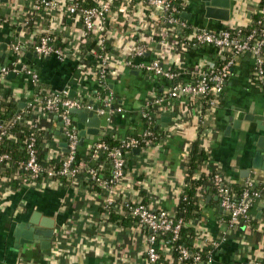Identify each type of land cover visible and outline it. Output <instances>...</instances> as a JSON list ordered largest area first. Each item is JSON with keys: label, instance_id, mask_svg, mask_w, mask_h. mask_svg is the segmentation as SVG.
<instances>
[{"label": "crops", "instance_id": "1", "mask_svg": "<svg viewBox=\"0 0 264 264\" xmlns=\"http://www.w3.org/2000/svg\"><path fill=\"white\" fill-rule=\"evenodd\" d=\"M55 1L57 6L33 13L32 0H0L3 64L12 57L11 45L18 44L23 63L39 75L37 83L43 89L40 95L67 91L69 97L71 93L97 105L103 98L108 99L105 110L110 119L101 118L99 133L86 138L79 152L104 134L125 138L141 132L143 109L152 112L162 132L154 144L126 154L125 171L109 209L117 212L126 200L145 201L151 209L175 214L185 180L186 155L196 139L208 151V159L201 166L206 174L219 172L228 182L237 183L246 178L256 182L263 179L264 169L256 168L253 159L258 138L264 135L257 128V121L264 119V92L251 78L250 53L234 61L219 100L208 114L196 103V97L170 98L172 82L146 72L138 63L157 58L163 68L179 72L177 82L186 83L225 60L227 51L199 43L170 47L160 35L161 13L150 9L145 0L133 3L130 18H120L113 11L106 20L97 21L93 31H87L76 16L68 13L67 5L76 0ZM78 1L94 4L100 0ZM258 1L230 0L229 20L221 21L205 17L203 0H183L180 17L191 27L219 31L247 23ZM44 36L63 50L62 60L54 55L26 58V53L35 52L33 45ZM100 45L110 58L104 86L98 76ZM139 45L145 46L143 55L133 56ZM128 58L132 59V65L125 64ZM15 72L14 78H6L7 73L0 83V98L9 93L18 103H26L22 110L38 94L29 75ZM33 117L47 132L46 156L63 155L62 119H58V114L47 113L40 105L34 107ZM72 118L77 120L75 114ZM108 194L106 188L90 189L82 176L69 178L65 184L57 179L41 180L18 188L7 187L0 181V264L171 262L169 251L164 252L165 258L148 260V228L140 223L122 226L110 221L105 207ZM260 202L264 199L254 208L256 229L242 224L227 228L218 196L208 191L203 197L201 215L193 224L197 231L196 245L209 251L210 260L198 264H252L264 256V217H257ZM36 212L41 217L37 221L46 218L54 221L48 249H42L36 242H23L27 230L24 224ZM213 241L217 242L214 246L210 244Z\"/></svg>", "mask_w": 264, "mask_h": 264}, {"label": "built area", "instance_id": "2", "mask_svg": "<svg viewBox=\"0 0 264 264\" xmlns=\"http://www.w3.org/2000/svg\"><path fill=\"white\" fill-rule=\"evenodd\" d=\"M115 0H100L97 3L91 5H83L82 2L76 0L67 5L66 9L70 15L76 16L81 24L85 27L87 31H93L96 28L97 21H104L109 18L114 10L112 9L113 2ZM177 0H145L146 4L150 9L158 11L162 16V24L160 28V35L164 41L171 47L174 46L177 42L182 41L181 45H188L192 43L199 44H209L221 50H225L230 53V57L227 61L218 69H206L199 74L198 79L192 82H175V79L179 76L178 71H173L171 69H165L162 67L160 60L154 58L148 62L140 61L138 67L145 70L148 73L153 75L163 77L172 82L168 96L170 98H178L180 95L188 97H196L207 93H212V99L210 100L209 106L207 108V113H211L213 108L216 106L219 96L223 90L224 83L227 76L230 74V68L233 65L234 61L242 56L244 53H250L254 56L255 70L254 74L259 75L261 78H264V71L262 69V64L264 61V56L261 52V47L264 46V40H260L258 43H249L252 35H249L246 39H238L235 36L231 35L230 31L226 28H223L219 31H210L207 29H200L191 27L182 17L178 15L180 8L183 5V0H180L179 5H176ZM33 2V13L38 10H48L52 7L57 6L55 0H32ZM126 5L124 6L125 14L131 9L132 0H126ZM127 16V15H126ZM125 16V17H126ZM2 20V16L0 15ZM189 29L185 35L183 31ZM34 51L40 56L54 55L58 59H63L65 53L62 49L52 45L51 38L48 36L42 37L37 43L33 45ZM12 57L8 63L0 64V83L4 80L5 75L9 71H17L15 66L18 63H22L21 69L19 71L23 72L30 76L33 82L38 81V73L30 68L27 64L22 61V51L18 44L11 45ZM98 59L100 60V68L98 71V76L100 83L104 86L105 84V68L109 63L110 58L107 56L105 47L100 45L98 47ZM145 51V46L139 45L133 50V56L141 57ZM126 65H132V59H127L125 61ZM40 105L44 111L49 114H58L63 121L64 126V138L67 142L68 151L61 158V166L59 169L55 170L44 166L37 160V152L35 149V138L33 136H28L26 139V150H27V160L24 163H21L23 168L27 170L31 177L32 183H37V180H56L57 176H65L68 178H77L83 177L90 178L95 180L100 188L108 189V198L105 202V207L109 210L110 207L114 204V195L116 194L117 187L124 174V162L125 158L120 149H113L109 155L112 157L113 161V171L109 179H101L96 175V171L93 168H87V164L84 159L76 161L75 153L78 148L79 141V130L77 128V120L72 118L69 109L76 108L81 110H92L93 103L88 102L85 98L82 97H69L67 91L55 92L49 95L37 96L34 97L26 107L32 108V115L34 107ZM63 107L60 111L59 107ZM106 106H108V99L103 98L101 104L97 105V108L93 110L98 116L105 117L106 120H109L110 117L106 113ZM148 113L150 110H148ZM147 112H143L142 115L146 116ZM152 116V115H151ZM33 123L36 124L34 117H31ZM5 131L2 129L0 123V138L4 136ZM144 136L150 135V131H144ZM146 146L152 144L151 139L143 140ZM138 141L137 139L130 137L122 141V144L126 148L136 147ZM106 149V145L103 142H98L95 146L93 153V158H98L102 151ZM126 155V154H125ZM12 161L7 153H0V168L4 169L11 165ZM83 172H87L86 175H83ZM11 178H2L1 181L7 186H9V181ZM28 177L23 178L24 184ZM28 181V180H27ZM227 180L217 172L214 175L213 182L217 186L218 193L221 197L220 204L230 214V219L228 222H224L227 225V228H235L236 226L243 224L244 220L247 218L248 211V190H245L240 201L236 202L231 200L228 188L224 186V182ZM254 180L248 178L244 182L246 187H252ZM263 187L261 192H254L253 195L256 198H264V177L262 179ZM247 189V188H246ZM123 207V205H122ZM118 210L117 212L123 213V209ZM131 215L138 219L139 223L144 227L150 230L148 234V246L146 250V255L149 261L159 260L158 248H163L156 244V235L159 231H171L176 236L180 228L181 220H178L174 224L172 220L174 219L175 214L171 215L161 209H151L147 205L142 204L141 202H133V205L129 207ZM217 242L213 241L210 244L215 245ZM180 257L181 259H186L189 256L187 249L181 248ZM264 257V256H263ZM198 259V257H195ZM210 260V255L208 257ZM252 264H264V261L255 260Z\"/></svg>", "mask_w": 264, "mask_h": 264}, {"label": "trees", "instance_id": "3", "mask_svg": "<svg viewBox=\"0 0 264 264\" xmlns=\"http://www.w3.org/2000/svg\"><path fill=\"white\" fill-rule=\"evenodd\" d=\"M139 2V0H132L131 4ZM180 0H177L175 3L179 5ZM126 0H115L112 5V9L117 11L118 16L121 17H131L132 6L130 11L125 14L124 6L126 5ZM83 5H91L84 4ZM1 15V13H0ZM180 16V12L178 13ZM2 16V15H1ZM1 22V19H0ZM230 31L231 35L235 36L238 39H246L249 35H252L251 39H249V43H258L260 40H264V0L258 1V6L256 11H254L250 19L247 23L238 25L236 27H227ZM189 29H185L183 31V35L187 33ZM182 41L177 42L174 46H179ZM262 55L264 56V46L261 47ZM230 57V53L228 52V56H226L225 60L217 64V66L210 69H218L220 68ZM262 69L264 71V61L262 64ZM255 70V62L254 56L252 55V64L250 69V74L252 80L255 84L259 85L264 92V78H261L259 75L254 74ZM198 77H195V80ZM178 79H175L177 82ZM33 89L35 94L38 96L41 93L42 87L39 84L34 82ZM42 96V95H40ZM212 93L203 94L200 96H196V103L201 104V108L203 112L207 111L210 100L212 99ZM63 107H59L61 111ZM18 111V100L9 93H6L2 98H0V123L2 129L5 131L4 136L0 138V153H7L11 158V165L4 169L0 168V181L2 178H11L9 186L11 188H18L23 182L24 177H28V181L25 183L29 184L31 182L30 174L27 170L23 168L21 163L26 162L27 160V150H26V139L28 136H33L35 138V149L37 152V160L44 166H48L49 168H53L55 170L59 169L61 166V158L63 155L59 157L49 158L45 154L44 150V142L47 137V132L40 128L36 122L33 123L32 108L26 107L22 110ZM147 112V109H143L140 113L141 120L143 121V129L141 132L133 134L129 137L118 138L113 135L104 134L99 136L91 145H89L84 152H79L78 148L75 153V160L79 161L84 159L87 164V168H93L96 171V175L101 179H109L112 175L113 171V161L112 157L109 153L113 149H120L124 156V171L126 166V155L134 148L143 149L146 147L143 140L151 139L152 144L157 142L162 132L156 126V119L153 116L152 112L146 116H143L142 113ZM152 115V116H151ZM150 131L151 134L144 136V131ZM130 137L137 139L138 143L136 147L126 148L123 146L122 141L126 140ZM98 142H103L106 145V149L102 151L101 155L98 158H93V153L95 150V146ZM151 145V144H150ZM208 159V151L205 146L201 144L197 139L192 141L186 155L185 162V180L183 183L182 191L179 194L178 204L176 206L175 216L172 220L174 224L178 220H181L180 228L176 236L171 231H159L156 235V244L159 246H164L163 248H158L160 258H165L164 252L169 251L170 260H165L166 264H198L202 261H208L209 251H206L205 248H202L196 245L197 239V231L193 224V222L198 219L201 215V204L203 201V197L208 191H212L215 193L219 201L221 197L218 193L217 186H215L213 179L214 175L217 173L215 171L211 173H205L201 170L202 164ZM87 172H83V175H86ZM55 179L61 180L64 184L69 180L68 177L65 176H57ZM247 179V178H246ZM244 179L241 183L237 182H224V186L228 188L229 195L231 200L240 201L243 196L245 190H248V211L247 218L243 221L242 225L248 226L250 228H257V219L254 214V208L258 204V202L264 198L262 196L260 198H256L253 193L261 192L263 183L262 180L255 181L252 187H246ZM41 181L39 178L37 182ZM84 183L92 190H99L100 186L98 183L90 178H84ZM247 188V189H246ZM142 204L146 205L145 201H141ZM133 205V202L130 200H126L123 203V213L116 212L113 209H109V219L111 222L117 225L122 226H133L136 223H139L138 219L131 215L129 211V207ZM230 219V214L225 211L222 214L223 222H228ZM264 228V227H263ZM151 232H149L150 234ZM181 248L187 249L189 256L186 259L179 260L180 250ZM198 257V259H195ZM257 261H264V257H260L256 259Z\"/></svg>", "mask_w": 264, "mask_h": 264}, {"label": "water", "instance_id": "4", "mask_svg": "<svg viewBox=\"0 0 264 264\" xmlns=\"http://www.w3.org/2000/svg\"><path fill=\"white\" fill-rule=\"evenodd\" d=\"M205 6V17L211 19H218L221 21H228L229 20V11H230V0H203ZM5 49V45L0 47V49ZM25 50V47H23ZM40 56L36 52H27L26 58L31 59L32 57ZM3 59H0V64L3 63ZM22 63H18L15 66V69L19 71L21 69ZM16 72L10 71L6 78H14ZM70 97H73L70 93ZM26 103H18V111L25 106ZM97 108V104H93L92 110H81L76 108L69 109L71 115L75 114L77 116V128L79 130V141L78 146H81L86 138L90 135H97L100 130L101 126V117L98 116L93 112L94 109ZM58 119L61 118L58 116ZM163 121L166 119L162 118ZM240 124V123H239ZM258 129L264 131V119L261 121H257ZM235 125V124H234ZM236 126V125H235ZM238 127V126H236ZM64 136V134H63ZM63 150L65 152L68 151L67 149V142L64 141L61 143ZM135 151H139V149H134ZM264 135L258 138L257 142V149L254 155L253 161L255 162L254 166L256 168L264 169ZM259 163V164H258ZM259 214L257 217H264V202L259 203ZM39 217V213L36 212L31 215L29 222L24 224L27 230L23 233V238L26 243H39L42 249L50 248L51 237L54 232V221L50 218H46L42 221H37ZM41 217H39L40 219ZM39 226V227H38Z\"/></svg>", "mask_w": 264, "mask_h": 264}]
</instances>
